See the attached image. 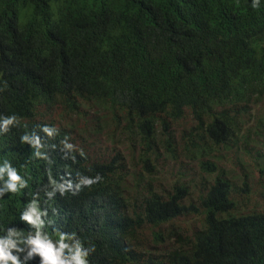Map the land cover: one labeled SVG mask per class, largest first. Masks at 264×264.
<instances>
[{
	"label": "trees",
	"instance_id": "obj_1",
	"mask_svg": "<svg viewBox=\"0 0 264 264\" xmlns=\"http://www.w3.org/2000/svg\"><path fill=\"white\" fill-rule=\"evenodd\" d=\"M185 1L183 15L171 0H0V107L10 98L49 100L31 84L28 52L56 43L55 68L41 81L67 94L51 115L10 126L33 138L56 123L77 125L96 139L111 112L116 138L133 143L105 149L84 136L54 142L38 158L20 133L10 135L5 176L0 156V185L12 187L0 188V247L15 260L0 264H48L31 243L37 236L70 264L77 248L87 264H264V173L255 159L264 150L241 148L236 196L211 157L253 118V132L264 136V0L257 8L253 0ZM155 11L159 63L139 50L140 25L122 31L111 18ZM66 43L71 55L62 59ZM112 81L138 88L131 104L107 87ZM183 92L189 113L178 116L172 109ZM128 108L147 117L125 124ZM210 108L223 128L210 130ZM184 152L187 163L177 164Z\"/></svg>",
	"mask_w": 264,
	"mask_h": 264
},
{
	"label": "clouds",
	"instance_id": "obj_2",
	"mask_svg": "<svg viewBox=\"0 0 264 264\" xmlns=\"http://www.w3.org/2000/svg\"><path fill=\"white\" fill-rule=\"evenodd\" d=\"M185 2H186L185 0H171L174 11L184 15L183 6ZM258 6H259V0H253L252 7L257 8ZM111 18L117 21L122 31L140 25L141 35L137 39H135L138 44L139 50L141 49L146 50L148 58L151 59L153 62L159 63V58L161 56V47L159 45V42L155 39V31L153 27H151L150 25L151 23H155L158 20L157 11L152 13L151 19H149V17H147L146 15L140 16L135 14H128L118 18H113V17ZM181 20L183 21L186 20V17L183 16ZM165 25L167 27L169 26V19L167 21V24ZM165 34L166 36H168V32ZM21 46L23 47L22 44ZM57 49L60 50V47L59 44L57 45L56 43L55 45L48 48L34 49L28 52L33 60L32 69L30 71V77L32 82L31 84L37 91L42 92L44 96L48 97L49 100L47 102H44L39 100L32 101L31 97H28L27 100L25 99L18 100V99L10 98L11 101L10 106L5 105L0 107V119L5 120L4 127L7 133V136L0 137V156L6 157L8 159V163L5 165L3 171L4 176L6 173V169L12 163L11 160L12 156L9 153L5 152L4 147H5V143L10 139L8 137H10V135L12 134L20 133L19 135H17L18 139L24 141L27 144L28 149L31 148V150L35 153V155L38 158L41 152L49 151L50 146L54 142H67V143L76 142L75 141L76 138H79L81 142L89 141L86 140L85 137L93 139V136H87V134L83 130V127L77 125L76 127L72 128L71 131H69L60 128L58 126V123H56L39 129L33 138L25 137L23 132L14 129L13 127L10 126V124L16 127L27 126L32 124L38 118L47 117L51 115L52 113H54L53 111L54 104L59 100L60 96H67L63 86L56 87L53 84L43 83L41 81L44 77L52 74L55 68L54 57ZM38 50H42V53L40 55L36 54ZM68 55H71V51H70V47L66 43L65 52L62 56V59H64ZM101 85H103V83H101ZM138 86L140 87V89H143V85L140 81L138 82ZM107 87L117 88L121 100L126 102L128 105L131 104V100L134 98L138 90L137 87L136 88L122 87L120 86V84L113 81L112 84L110 85L107 84ZM245 92H242L241 94ZM172 111L174 114L178 116L189 113L187 109V100L184 92L179 96V98L174 103ZM216 112H217L216 108H210L206 111L207 114L213 116L214 118V122L211 125L210 130L220 129L224 127L223 123L214 116ZM30 113L37 114V116L29 117L28 115ZM107 116H108V124L97 133L96 135L97 138L96 139L94 138L91 141L96 140L99 143H101L103 148L110 149L113 142H115L116 140H120L126 146L133 148L132 142L123 139L125 135H120L117 136L116 138V129L117 127H119L118 121L117 119L115 121H111V117H112L111 112H109ZM122 116L124 118L125 124L132 121L135 118H138L140 120L147 117L146 109H143L139 112H134L129 108L127 109V111L122 113ZM247 125L248 123L245 125V129H244L245 132L236 131L235 133L229 135L228 138L224 140L223 150L220 151L214 150L213 155L211 156L214 160L212 165L215 167L217 171L222 170L224 172V177L229 184V188L235 196L238 194L239 191H242L243 171L241 167V158H240L241 148L243 147L258 151L264 150V136L255 134L253 132V128L251 130L246 129ZM111 128H113L114 132L111 130ZM203 129L204 131L209 130L207 122H205V124L203 125ZM158 133H162V131L158 130ZM250 133L255 135L254 140L250 139ZM163 146H164L163 144L160 145V147ZM6 153L9 154L10 156H6L5 155ZM183 155L185 161L182 162L176 160L177 164L179 163L180 165H185L187 163L186 160L188 158L185 155V152L183 153ZM255 159L259 169L264 173V155L255 156ZM171 163L172 162H169L168 164ZM173 164L176 163H172V165ZM167 169L171 171L170 168ZM205 172L207 174V171ZM171 173L173 172L171 171ZM213 174L215 176V173ZM11 176L13 180L18 179V177H16L14 173H12ZM89 183H91V181ZM0 188H3L2 192H8L9 189H12L11 186H7L5 184L0 185ZM248 200L250 202L249 198ZM260 202L261 201H259L258 204ZM26 219H29L31 221L30 216L26 217ZM188 222L190 221H186V223ZM31 243L36 245L35 250L39 251L42 254L44 260L48 262V264H70V262H66L65 260H62L60 258V252L54 250L50 242L41 241V239H39V236H37L36 239L32 240ZM64 247H66V245H64L61 242L60 248L63 249ZM85 255H87L86 252L82 253L80 249L77 248L76 252L72 256V261H75V264H87V262L83 259V256ZM8 258H12V257H10L7 253H5L4 249L0 247V260H5ZM12 259L15 260V258Z\"/></svg>",
	"mask_w": 264,
	"mask_h": 264
},
{
	"label": "rangeland",
	"instance_id": "obj_3",
	"mask_svg": "<svg viewBox=\"0 0 264 264\" xmlns=\"http://www.w3.org/2000/svg\"><path fill=\"white\" fill-rule=\"evenodd\" d=\"M254 124H255V120L253 118V120L248 123L246 129L251 130L254 127ZM254 138H255V135H253L252 133H250V139L251 140H254Z\"/></svg>",
	"mask_w": 264,
	"mask_h": 264
}]
</instances>
